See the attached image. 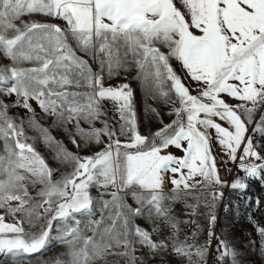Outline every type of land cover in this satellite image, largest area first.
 Segmentation results:
<instances>
[{
	"label": "snow or ice",
	"instance_id": "snow-or-ice-1",
	"mask_svg": "<svg viewBox=\"0 0 264 264\" xmlns=\"http://www.w3.org/2000/svg\"><path fill=\"white\" fill-rule=\"evenodd\" d=\"M0 57V255L56 242L45 264H210L215 239L237 264L215 208L264 179V0H0ZM130 78L170 122L148 105L160 126L142 133ZM214 144L245 176L221 177ZM181 214L206 220L202 243Z\"/></svg>",
	"mask_w": 264,
	"mask_h": 264
},
{
	"label": "rangeland",
	"instance_id": "rangeland-1",
	"mask_svg": "<svg viewBox=\"0 0 264 264\" xmlns=\"http://www.w3.org/2000/svg\"><path fill=\"white\" fill-rule=\"evenodd\" d=\"M42 19V17H36ZM53 22L62 23V21L55 20ZM7 59L0 57V64L7 63ZM178 67V65H177ZM124 80L113 81V83H123ZM134 91H135V109L137 113V121L140 125L142 133L147 134L150 131H155L160 126L155 114L146 111L148 105H151L160 112L165 123L170 122L173 117L166 115L167 109L163 105H158L152 100H146L143 92L139 87V82L135 80H129ZM191 83V81H189ZM12 100L15 97L10 98ZM8 102V98H6ZM35 106V105H34ZM14 114H23L22 110L12 109ZM37 118L41 120L45 126L50 123L49 118L43 117L37 107ZM111 115V113H110ZM258 119V116L256 117ZM86 126V125H85ZM97 127L102 125L97 124ZM226 126V125H225ZM53 135L57 139L63 140L68 147L72 148L68 137L60 129H52ZM29 135H36L34 131H29ZM252 136L256 142L257 150H260L264 146V133H252ZM215 152L219 156H223L220 152L218 145L214 144ZM37 149L53 166H57L56 162L51 159L45 146L38 142ZM75 151V149H73ZM169 151L174 152L176 155H182V153L175 149L170 148ZM84 154H88L85 152ZM254 159V158H253ZM220 175L223 179L231 182L236 176H245L243 170L238 168V161L231 162L226 156H223V163H218ZM231 169L232 172L229 174L226 170ZM244 182L246 187L244 189L233 190L230 187H224L219 189L223 192V198L216 204L215 213L217 215V223L214 228L216 235L220 239L228 241L229 246L234 248L237 255V264H264V239H262L259 233L256 231V225L264 226V179L260 177H246ZM95 194V193H93ZM180 209L184 206L179 205ZM181 219L188 220L194 219L201 226V231L198 234V239L202 243L207 237V223L203 217L195 216L189 217L187 215H180ZM144 224L143 221H141ZM144 226H147L146 224ZM186 233H191L195 229V225L182 226ZM218 243L217 240L212 242V255L210 258V264H218L216 256L218 253L215 251V245ZM65 247L56 242L50 246L49 249L44 250L42 254H34L31 257H26L24 260L12 259L10 256L5 257L0 255V264H45L46 261L52 259L63 253ZM144 264H174V260L168 256H152L147 255L144 259ZM230 264V262H229Z\"/></svg>",
	"mask_w": 264,
	"mask_h": 264
}]
</instances>
